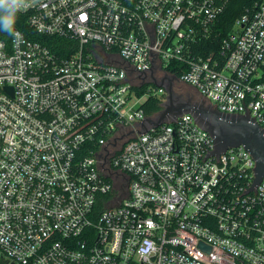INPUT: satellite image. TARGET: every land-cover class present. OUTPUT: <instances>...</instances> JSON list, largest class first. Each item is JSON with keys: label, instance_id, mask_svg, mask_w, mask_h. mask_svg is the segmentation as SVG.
Here are the masks:
<instances>
[{"label": "built area", "instance_id": "2783aa9c", "mask_svg": "<svg viewBox=\"0 0 264 264\" xmlns=\"http://www.w3.org/2000/svg\"><path fill=\"white\" fill-rule=\"evenodd\" d=\"M28 0L0 39V264H264V178L154 82L264 130V0ZM230 27V28H229ZM214 46V47H213ZM152 115L151 117H155Z\"/></svg>", "mask_w": 264, "mask_h": 264}, {"label": "water", "instance_id": "95a60500", "mask_svg": "<svg viewBox=\"0 0 264 264\" xmlns=\"http://www.w3.org/2000/svg\"><path fill=\"white\" fill-rule=\"evenodd\" d=\"M154 83L165 87L168 95L162 102L160 112L155 117L146 118L143 131L146 132L149 126L157 127L174 121L185 112L192 113L198 123L215 138L217 154L229 147L245 146L256 159V182L264 178V130L257 123L245 115L223 114L203 100L193 101L192 96V100L175 107L173 104L177 91L173 79Z\"/></svg>", "mask_w": 264, "mask_h": 264}, {"label": "trees", "instance_id": "16d2710c", "mask_svg": "<svg viewBox=\"0 0 264 264\" xmlns=\"http://www.w3.org/2000/svg\"><path fill=\"white\" fill-rule=\"evenodd\" d=\"M245 2H248V0H234L230 4L229 8L226 10L224 19L227 22V30H228V25H230L235 20V18L242 13L243 4ZM27 20H28L27 14L17 9L14 15V25L12 26V28L17 27L23 30L32 39H36L43 43H46L53 50L57 51L59 54L64 55L70 53L68 47L72 44V42L61 37L38 36L29 27ZM10 37H11V31L4 30L3 26L0 25V39L8 42L10 40ZM143 108L145 109V112L148 116L157 115L162 109V100L159 99L158 97H150L144 103Z\"/></svg>", "mask_w": 264, "mask_h": 264}, {"label": "clouds", "instance_id": "9594fccd", "mask_svg": "<svg viewBox=\"0 0 264 264\" xmlns=\"http://www.w3.org/2000/svg\"><path fill=\"white\" fill-rule=\"evenodd\" d=\"M21 0H0V25L6 31H11L14 25V15Z\"/></svg>", "mask_w": 264, "mask_h": 264}, {"label": "rangeland", "instance_id": "374dc122", "mask_svg": "<svg viewBox=\"0 0 264 264\" xmlns=\"http://www.w3.org/2000/svg\"><path fill=\"white\" fill-rule=\"evenodd\" d=\"M27 1H28V0H21L20 5H24ZM185 86H186V87H185ZM175 87H176V89H177L178 91H181V92H183V93H185V94L189 93L190 96H192L193 101H201V100H202V99L200 98L199 94L197 93V91L195 90V88H193V87H191V86H189V85H184V84H183V87H184V88H183L181 84H176Z\"/></svg>", "mask_w": 264, "mask_h": 264}, {"label": "flooded vegetation", "instance_id": "af4514ba", "mask_svg": "<svg viewBox=\"0 0 264 264\" xmlns=\"http://www.w3.org/2000/svg\"><path fill=\"white\" fill-rule=\"evenodd\" d=\"M178 84H181L182 87H183V83H178ZM184 85H187V84H184ZM185 87H186V86H185ZM183 88H184V87H183ZM176 91H177V96H176V99L174 100V104H173L175 107H178V106H179L180 104H182L184 101L191 99L189 93L185 94V93H183V92H181V91H178L177 89H176ZM191 100H192V99H191Z\"/></svg>", "mask_w": 264, "mask_h": 264}]
</instances>
